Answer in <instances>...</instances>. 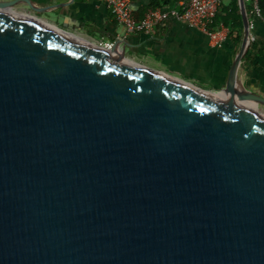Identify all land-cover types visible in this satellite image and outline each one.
Here are the masks:
<instances>
[{
	"label": "water",
	"instance_id": "1",
	"mask_svg": "<svg viewBox=\"0 0 264 264\" xmlns=\"http://www.w3.org/2000/svg\"><path fill=\"white\" fill-rule=\"evenodd\" d=\"M238 4L221 95L0 0V264H264V97L237 79Z\"/></svg>",
	"mask_w": 264,
	"mask_h": 264
},
{
	"label": "crops",
	"instance_id": "2",
	"mask_svg": "<svg viewBox=\"0 0 264 264\" xmlns=\"http://www.w3.org/2000/svg\"><path fill=\"white\" fill-rule=\"evenodd\" d=\"M30 1L39 10H44L43 13L35 12L28 5H19L7 11L37 19L38 22L94 43L124 39L125 43L117 51L130 54L165 74L216 94L222 93L225 88L231 63L241 46L243 24L241 15L240 18L236 15L237 11L240 14L238 0H223L220 4L221 14L211 24H223L228 29L227 40L219 48L208 42L203 30L173 19L158 25L151 35L134 33L124 36L123 27L99 0ZM131 1L137 19L152 8L151 0ZM183 1L174 0L164 8L178 7ZM155 7L163 6L161 3ZM227 13L233 16L228 26L221 17ZM247 17L250 22L254 21V25L250 27L248 52L237 68V79L246 89L264 97V20H254L249 13ZM238 103L248 109L243 101ZM255 109L264 115V109L259 106Z\"/></svg>",
	"mask_w": 264,
	"mask_h": 264
},
{
	"label": "built area",
	"instance_id": "3",
	"mask_svg": "<svg viewBox=\"0 0 264 264\" xmlns=\"http://www.w3.org/2000/svg\"><path fill=\"white\" fill-rule=\"evenodd\" d=\"M109 10L115 21L123 27L124 36L134 33L151 35L156 27L169 19L182 21L192 28L203 30L208 42L214 47H221L228 37V29L223 25H213L217 9L223 0H185L178 7H154L148 9L141 18L134 16L131 0H99ZM246 13L254 20H262L260 0H244ZM248 6V8H247ZM250 27L254 21L250 22ZM113 41L95 43L112 48Z\"/></svg>",
	"mask_w": 264,
	"mask_h": 264
},
{
	"label": "trees",
	"instance_id": "4",
	"mask_svg": "<svg viewBox=\"0 0 264 264\" xmlns=\"http://www.w3.org/2000/svg\"><path fill=\"white\" fill-rule=\"evenodd\" d=\"M173 1H174V0H151V1H150V5H151V7L153 8V7H155V6H159V5H161V3H162V6L164 7V6H169V5H171ZM259 6H260V10H261L262 18H263V20H264V0H260V4H259ZM236 10H237V8H236ZM220 14H221V13H220V6H219V8L217 9V14H216V16H220ZM236 15H237L238 18H240V14H239L238 11H237ZM221 17H222L223 22H224L227 26H228L229 20L233 18L232 14H230V13H227L226 15H223V16H221Z\"/></svg>",
	"mask_w": 264,
	"mask_h": 264
},
{
	"label": "bare ground",
	"instance_id": "5",
	"mask_svg": "<svg viewBox=\"0 0 264 264\" xmlns=\"http://www.w3.org/2000/svg\"><path fill=\"white\" fill-rule=\"evenodd\" d=\"M32 20H33V19H32ZM35 21H37V19H36ZM220 94H221V93H220ZM221 95H222V94H221ZM223 96H224V95H223ZM246 105H247V107L250 109V105H249V104H246ZM252 111L255 112V113H257L255 108L252 109Z\"/></svg>",
	"mask_w": 264,
	"mask_h": 264
},
{
	"label": "rangeland",
	"instance_id": "6",
	"mask_svg": "<svg viewBox=\"0 0 264 264\" xmlns=\"http://www.w3.org/2000/svg\"><path fill=\"white\" fill-rule=\"evenodd\" d=\"M261 109H264V106H259ZM260 113H262V112H260ZM264 114V113H263Z\"/></svg>",
	"mask_w": 264,
	"mask_h": 264
}]
</instances>
